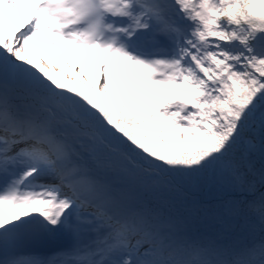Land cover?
Masks as SVG:
<instances>
[{"label":"snow or ice","instance_id":"obj_1","mask_svg":"<svg viewBox=\"0 0 264 264\" xmlns=\"http://www.w3.org/2000/svg\"><path fill=\"white\" fill-rule=\"evenodd\" d=\"M194 181L264 230V0H0V264H264L187 234Z\"/></svg>","mask_w":264,"mask_h":264},{"label":"trees","instance_id":"obj_2","mask_svg":"<svg viewBox=\"0 0 264 264\" xmlns=\"http://www.w3.org/2000/svg\"><path fill=\"white\" fill-rule=\"evenodd\" d=\"M209 184L215 186L211 189V192H208L206 189V186ZM195 185H197V188H195ZM178 191L179 193L174 191L176 197H181L178 201L177 209L180 213V218L185 222V230L189 236L194 239H211L223 244H233L237 246L247 245L244 240H241L239 236L236 235V221H229L230 223L227 228L221 233L206 231L205 226L208 225L207 222H210V217H205V215L199 217L202 215L200 212L201 204L198 201H192L194 198H197L199 201L206 199L207 204H212V206L216 204L218 205L216 208L220 210V207H224L226 202L236 200V192L228 190L219 184L204 181H201V183L194 181L190 183L188 187L181 186ZM172 192L173 191L171 190L166 193L167 196L171 197ZM184 195L188 197L187 200H190L189 202L185 200ZM226 212L230 214L228 210H226ZM204 218L206 221H204ZM243 226L244 225L241 227ZM227 229H229L228 232Z\"/></svg>","mask_w":264,"mask_h":264},{"label":"rangeland","instance_id":"obj_3","mask_svg":"<svg viewBox=\"0 0 264 264\" xmlns=\"http://www.w3.org/2000/svg\"><path fill=\"white\" fill-rule=\"evenodd\" d=\"M50 55H52V57L55 59L57 54L52 53ZM85 55L90 57V60L84 64V67L86 68V70H95L96 66L102 63V61L95 59V57L92 56L91 53H87ZM70 58L74 60L75 59L74 54H70ZM119 72L121 73L122 77H126L130 75V73H128L126 69L121 68L119 69ZM100 155L104 156L106 154L101 153ZM116 163L118 164L119 161H116ZM199 183H201V181H199ZM181 186L188 187L189 184H182ZM180 187L178 189L172 190L173 192L171 193L172 194L171 197H168L167 194H165L168 197V205L171 204L169 210L171 213H173L176 216H177V210L174 204L179 203L178 201L181 199V197H176L175 192L179 193L178 190L180 189ZM214 187L215 186L213 184H209L208 186H206V189L208 192H211V189H213ZM195 188H197V185H195ZM192 201L193 202L198 201L201 204L200 212L202 215H200L199 217H203V215H205V217H210V222H207L208 225L205 226L206 231H213L214 233H221L225 228H227L228 224L230 223L229 221H236V224H241V225L248 227L246 230H243V231L239 230L240 232H238L239 235L243 236L244 238L251 239L255 235H258V234L264 236L263 234L264 230L261 229L259 220L254 216L250 215L248 218H245L244 215H233L231 213L228 214L226 212L227 209L225 207H222V208L220 207V210H219L218 208H216V206L218 205L215 204L212 206V204L211 205L207 204L206 199H202V201H199L197 198H194ZM204 221H206L205 218H204ZM228 231L229 229H227V232ZM237 231L238 230H236V233ZM258 241L260 243L261 241H263V239L260 238Z\"/></svg>","mask_w":264,"mask_h":264},{"label":"bare ground","instance_id":"obj_4","mask_svg":"<svg viewBox=\"0 0 264 264\" xmlns=\"http://www.w3.org/2000/svg\"><path fill=\"white\" fill-rule=\"evenodd\" d=\"M237 230V229H236ZM57 242H59V241H57Z\"/></svg>","mask_w":264,"mask_h":264}]
</instances>
